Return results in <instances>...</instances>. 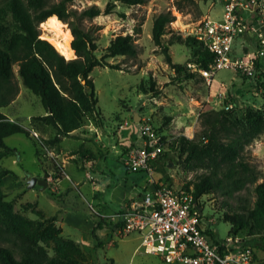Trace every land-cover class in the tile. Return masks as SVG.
Here are the masks:
<instances>
[{
	"label": "rangeland",
	"instance_id": "obj_1",
	"mask_svg": "<svg viewBox=\"0 0 264 264\" xmlns=\"http://www.w3.org/2000/svg\"><path fill=\"white\" fill-rule=\"evenodd\" d=\"M5 0H0V4ZM109 0H75L73 6L79 10L92 4H97L105 8ZM177 0H146L144 3L135 5L117 4L114 11L108 14L102 13L93 18L85 20V24L92 29L98 50L102 51L117 34L131 33L138 43V54L136 57L116 56L110 57L112 63H119L122 69L111 68L109 66H96L90 73L95 84V90L99 99V107L104 117V129L106 132L101 136L102 141L107 145L106 159L99 158V144L93 141L85 142L94 148L91 154H78L82 159L87 155L95 167L88 171L91 176H87L86 169L81 167L82 163L72 158V150L78 149L83 141L79 136V131L75 134L65 136L60 145L66 148V154L61 155L56 160L50 158L46 146H41L42 160L36 154L34 137L26 133H14L6 138L10 146H15L17 152L6 156L0 160V166L10 168L13 173L8 174L3 179L2 189L6 193V199L15 204V210L24 211V206L31 203L34 209L43 207L46 210L52 209L53 205L59 209L57 225L65 220L63 235L71 238H79L82 232L78 228L77 222L83 216H92L96 220L99 211V200L93 197L92 180L100 184L107 182L110 187L117 188V185L126 180L127 167L122 161L121 146L117 145L119 137L117 134L124 135L127 141H140L141 128L140 122L143 118L149 119L153 127H157L165 135L167 142L164 144L165 150L168 149L170 141L176 136L185 134L192 138L198 136L203 129L202 114L211 109H221L227 102H238V108L234 109L240 114L246 106H253L264 113V85L252 82L248 77L240 72L223 68L215 74L212 82H209L202 73L198 72L193 78L184 79L175 77V69L167 62V56L162 47L157 45L152 36V27L155 17L161 12L171 10L175 19L167 23L163 41L168 44V52L174 63H186L191 55V48L186 39L196 23L203 18L219 19L223 15V0H195L194 4L184 2V8L176 6ZM183 3V0H181ZM46 22L41 23L42 35H54V32L46 29ZM64 31L70 30L68 23L65 22ZM180 36L181 38H177ZM173 40V43L170 41ZM241 39L236 43L239 50ZM77 55V53H76ZM16 73L18 66L15 65ZM197 71V70H196ZM154 77L159 88L157 94L144 93L139 90V84L143 80ZM16 78L20 85V92L8 106L2 110L14 117L24 127L30 130L38 142L44 139V135L38 131L37 137L33 132L32 126L34 118L31 115H40L45 111L40 97L27 88L18 73ZM137 112V121L134 114ZM119 117L120 119H117ZM168 117H171L170 120ZM127 121V123H124ZM123 126L118 129V124ZM96 120L88 121L89 126H83L82 131L87 129L95 131ZM36 129L37 126L35 125ZM38 130V129H37ZM112 139H110V137ZM92 137V136H91ZM123 137V136H122ZM111 141L115 142L112 146ZM174 160L164 165L165 170L159 166L164 164L163 158L157 160L155 173L164 174L168 181L181 187L188 180L194 179L198 173L207 168L209 159H205L203 166L188 169L177 152H172ZM244 157L251 164L256 165L260 171L261 178L264 180V132L254 138L252 143L245 146ZM123 157V156H122ZM166 160V159H165ZM48 163L56 174L64 176V181L53 182L57 187L52 191V185L45 189L39 183L29 186L28 177L33 173L35 176L44 174L43 164ZM67 163V164H66ZM48 172V171H47ZM145 173L129 170V174ZM50 174L48 173V176ZM78 183H75L78 181ZM74 182V183H72ZM122 183V182H121ZM120 183V184H121ZM65 184L71 186L67 191L64 190ZM110 187L106 194L110 195ZM119 189V188H118ZM96 195V191L94 192ZM255 199L254 184L250 183L239 191L228 195L222 190L204 194L200 200L204 207V221L207 227L217 236L226 238L231 229V224L222 219L226 211L244 209ZM34 203V204H33ZM109 210H118L119 206L109 202ZM38 205V206H37ZM24 214L29 218L36 217L31 206ZM104 213H109L103 210ZM112 212V211H111ZM212 219V220H211ZM61 226V224H59ZM108 229L101 231L103 237L107 238ZM241 234L248 240L250 235L247 230H242ZM142 238L139 233H131L127 236H119L113 233L109 243L95 249L94 239L88 243H81V253L85 257L82 264H169L159 255L148 253L140 246ZM1 242V240H0ZM6 244L14 245L6 241ZM15 246V245H14ZM54 242L48 247L50 255H54ZM255 264H264V250L257 247V260Z\"/></svg>",
	"mask_w": 264,
	"mask_h": 264
},
{
	"label": "trees",
	"instance_id": "obj_2",
	"mask_svg": "<svg viewBox=\"0 0 264 264\" xmlns=\"http://www.w3.org/2000/svg\"><path fill=\"white\" fill-rule=\"evenodd\" d=\"M74 1L5 0L0 4V160L17 152L16 147L6 142V138L11 134L22 132L33 136L36 154L43 160L41 146L58 143L62 137L72 135L73 131L83 128L89 120L94 119L98 124H104L90 73L96 66L122 69L119 63H112L109 58L136 57L138 54V43L131 33L117 34L99 51L94 33L85 24V20L102 13H111L117 4L130 6L144 3L146 0H109L105 8L92 4L81 10L73 6ZM184 2L191 5L195 0H183V3L177 0V8H184ZM55 17L68 23L69 32L73 35L71 46L77 57L67 58L54 43L42 36L41 23ZM174 19L175 15L171 10L158 14L153 22L152 36L155 43L165 52L167 62L175 69V77L180 80L193 78L198 71H191L187 62L208 68L214 61V53L196 37L189 35L186 42L191 48V55L186 63H174L168 52V44L162 39L167 23ZM170 43H173V40ZM15 65L18 66L17 73L23 84L40 97L45 108V114L33 116L35 122L31 121L32 128L35 129V125L47 124L56 132L52 138L41 139L40 143L29 129L17 119H10L2 110L14 101L20 92ZM257 84L264 85V81L258 78ZM139 90L152 94L159 92L152 76L141 81ZM235 103L230 109L223 107L203 112L202 132L192 138L185 134L176 136L154 163L157 166V160L163 158L165 162L159 168L164 171V165L174 160L172 152H177V155L183 158L182 161L188 169L203 166L204 160L209 159L208 165L205 166L207 170L198 173L194 179L188 180L182 186L192 190L200 204V198L204 194L222 190L231 195L253 183V203L244 209L226 211L222 219L231 224L229 234H241L242 230H247L250 235L248 242L254 247L257 260V247L264 250V180L259 181L260 171L244 157L243 150L256 136L264 132V113L249 105L238 114L234 109L238 108L239 104ZM170 118L168 117L169 120ZM121 124L122 122L118 125ZM154 128L165 144V135L157 127ZM10 173H13L10 168L0 166V264L85 262L81 243L62 234L56 216H45L40 209H34L31 203L24 206L23 212L15 210L14 202L6 199V193L2 189L3 179ZM29 206L36 215L35 219L24 214ZM101 206L103 207L99 208L90 231L91 238L95 240V249L109 243L116 227L122 223V220L114 222L102 215L106 205ZM119 212L124 213L125 210L121 209ZM104 228L109 230L107 238L101 234ZM207 233L215 242L220 239L210 229ZM6 241L15 246L4 243ZM51 242L55 243L54 255H50L48 251Z\"/></svg>",
	"mask_w": 264,
	"mask_h": 264
},
{
	"label": "built area",
	"instance_id": "obj_3",
	"mask_svg": "<svg viewBox=\"0 0 264 264\" xmlns=\"http://www.w3.org/2000/svg\"><path fill=\"white\" fill-rule=\"evenodd\" d=\"M222 3L221 18L200 19L190 32L214 53V61L208 68L192 62H187V66L202 73L209 82L223 68L234 69L252 82L258 78L264 81V0ZM240 39L238 50L236 43ZM235 105L227 102L224 107L230 109ZM140 123V142L129 146L124 162L129 170L147 172L152 186L133 198L124 213H102L114 222L122 220L115 233H139L140 246L169 264H255V249L245 236L232 233L220 237L218 242L211 239L204 207L192 190L170 181L155 184L153 163L165 146L149 119L143 118ZM49 178L51 183L59 181L56 175ZM52 187L56 190V186Z\"/></svg>",
	"mask_w": 264,
	"mask_h": 264
},
{
	"label": "crops",
	"instance_id": "obj_4",
	"mask_svg": "<svg viewBox=\"0 0 264 264\" xmlns=\"http://www.w3.org/2000/svg\"><path fill=\"white\" fill-rule=\"evenodd\" d=\"M6 113V112H5ZM10 119H13L15 120L16 118L10 116L8 113H6ZM42 114H45V111L43 113H41L40 115ZM33 116H36V115H31L30 117H33ZM140 122V121H139ZM124 123H127V121H125ZM91 124H87L85 125L86 127L89 126ZM94 129L95 131H90V130H86V131H82V129L84 128H81V129H78V130H75L72 132V134H75L76 132L79 131V136L83 137V141L82 143L80 144V146L78 147V149H74L72 150V153L71 155H69L70 157L72 158H78L77 160H79L82 165L81 167L83 169H86V173H87V176H91L90 172L88 171V164H91L90 165V168L92 170H95V168H97L98 164L96 165L95 167V163H93L91 161L90 158H88L87 155L91 154L92 151L94 150V148H92L91 146H88L87 144H85V142H89V141H93L95 142L96 144L97 143H100L98 146V148L100 149L99 151V158L100 159H106V155L109 151H107V145L104 141H102L101 139V136L106 132V130L104 129V124L102 125H97V124H94ZM123 126V124H121L120 126L118 125V129H120L121 127ZM38 129V130H37ZM37 129L35 128L34 130L38 133V131L40 133H42L44 136V138H52L54 135H55V129L53 127H51L50 125H47V124H39L37 126ZM118 137H119V142L117 143L118 147L119 145L121 146V150H122V154L121 156H119V158L121 157L122 161L124 162V157L126 156V152L129 148V145L131 143H138L140 141H130L128 142L127 141V138H125L124 135H120V134H117ZM92 136V137H91ZM123 136V137H122ZM38 137L40 138V136L38 135ZM65 137V136H64ZM62 137V139L64 138ZM110 137V136H109ZM61 139V140H62ZM110 139H112V137H110ZM61 140L58 142V143H55V144H48V146H46V148L48 149L49 151V156L50 158L52 159H57L58 157H60L61 155H64L66 154V148H63L61 145H60V142ZM112 143V146H115V142L111 141ZM15 147V146H13ZM82 153H85L87 155L83 156L82 159L78 156V154H82ZM44 156V155H43ZM123 156V157H122ZM44 159V158H43ZM45 161L48 160L47 159H44ZM43 162V160H42ZM48 163H49V160H48ZM48 163H44L43 165V168H44V171H48V173L50 174L48 176V186L49 184H52L50 181H49V177H55L58 176L59 177V181L57 182H62L64 181V176H60L59 174H56L55 171L49 167V164ZM125 163V162H124ZM67 164V163H66ZM154 165V169H155V163H153ZM127 167V166H126ZM127 169V178L126 180H122L118 185H117V188H111L109 185V183L107 182H104L102 184H100L99 182H96L94 179L92 180L95 184L92 183V189L94 190V192L96 191V195L95 193L93 192V197L97 198L100 202H99V206L102 208L103 206L101 205H106V208H105V211L111 213L112 212H119L121 209H124L126 210L127 209V206L129 205L130 201L136 197H138L140 194H142L145 190H147L148 188H151L152 186V183L151 181L149 180V174L147 172L145 173H134L133 175H130L129 174V169ZM155 171V170H154ZM155 172L152 173V177L155 181V184L159 185L161 182L163 181H168L167 180V177L164 175V174H154ZM30 175H34L33 173H31ZM38 177H42L43 176V173L42 175H37ZM53 182V181H52ZM78 181H76L75 183H78ZM55 183V182H54ZM74 183V182H72ZM80 183V182H79ZM47 186V187H48ZM56 187L58 186L57 183L55 185ZM71 186H69L68 184H65V188L64 190L67 191ZM106 187H110L111 188V192H110V195L108 196L106 193L109 191L107 190L108 188ZM119 188V189H118ZM52 191H55L52 187ZM114 202L116 203L119 208L118 210H109L110 209V204L109 202ZM38 206V205H37ZM56 205H53V208L50 210H46L45 208H43L42 206L39 207L38 206V209H40L44 214L45 216H57L58 213H59V209L55 207ZM94 222H95V219L92 217V216H83L81 218V221L79 220L77 222V226L78 228L81 230L82 234L81 236H79V238H72L74 239L75 241L77 242H80V243H88L90 242L91 240V235H90V231L94 225ZM59 224H61V228H62V233H63V229L65 228V220H62L59 222ZM68 237V236H67ZM71 238V237H69ZM140 245H141V242H140Z\"/></svg>",
	"mask_w": 264,
	"mask_h": 264
},
{
	"label": "bare ground",
	"instance_id": "obj_5",
	"mask_svg": "<svg viewBox=\"0 0 264 264\" xmlns=\"http://www.w3.org/2000/svg\"><path fill=\"white\" fill-rule=\"evenodd\" d=\"M44 26L46 29L54 32V35L43 34L42 36L54 43L60 52L67 58L75 57V52L71 46L73 35L70 32L63 30L65 22L62 19L55 17L46 21Z\"/></svg>",
	"mask_w": 264,
	"mask_h": 264
},
{
	"label": "water",
	"instance_id": "obj_6",
	"mask_svg": "<svg viewBox=\"0 0 264 264\" xmlns=\"http://www.w3.org/2000/svg\"><path fill=\"white\" fill-rule=\"evenodd\" d=\"M75 57H77V55ZM83 82H84V80H83ZM137 114H138L137 112H135V114H134L135 121H137V119H138ZM28 183H29L30 187L34 186L36 183H39L43 189L47 188V186H48V172L44 171V174L42 177H38L35 175L28 177ZM200 209H201V212H203L202 206L200 207ZM58 227H60L59 223H58Z\"/></svg>",
	"mask_w": 264,
	"mask_h": 264
}]
</instances>
